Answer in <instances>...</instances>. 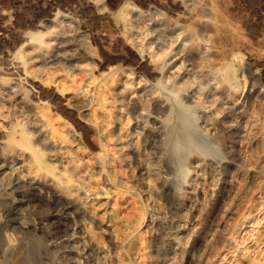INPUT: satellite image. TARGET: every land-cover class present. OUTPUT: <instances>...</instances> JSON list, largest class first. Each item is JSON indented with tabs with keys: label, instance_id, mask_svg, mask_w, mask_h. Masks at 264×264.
I'll use <instances>...</instances> for the list:
<instances>
[{
	"label": "rangeland",
	"instance_id": "rangeland-1",
	"mask_svg": "<svg viewBox=\"0 0 264 264\" xmlns=\"http://www.w3.org/2000/svg\"><path fill=\"white\" fill-rule=\"evenodd\" d=\"M263 106L264 0H0V264H264ZM170 107L207 147L185 178Z\"/></svg>",
	"mask_w": 264,
	"mask_h": 264
},
{
	"label": "bare ground",
	"instance_id": "bare-ground-1",
	"mask_svg": "<svg viewBox=\"0 0 264 264\" xmlns=\"http://www.w3.org/2000/svg\"><path fill=\"white\" fill-rule=\"evenodd\" d=\"M220 5V4H219ZM197 7V6H196ZM200 8V7H199ZM250 8V7H249ZM194 10V8H193ZM192 12V11H191ZM229 12V11H228ZM186 13V12H185ZM188 14V13H187ZM196 14V12L194 13ZM193 14V15H194ZM202 14V13H201ZM127 15V14H126ZM189 15V14H188ZM202 16V15H201ZM225 16V15H224ZM211 17V16H210ZM182 19V18H181ZM124 21H126L124 18H123ZM95 23V22H94ZM101 26V25H100ZM231 26V25H230ZM232 28V27H231ZM191 29V28H190ZM191 32V31H190ZM231 32V31H230ZM192 33V32H191ZM104 34V33H103ZM96 35V34H95ZM236 36V35H235ZM226 38V37H225ZM238 38V37H237ZM50 39V38H49ZM235 39V37H234ZM243 39V38H242ZM35 40L37 41V43L39 44V48L42 50H45V51H48L50 53L53 52V50L56 48V44H48V43H45L44 41H42L41 38L39 37H35ZM52 40V39H51ZM100 41V40H99ZM102 41V40H101ZM192 41V40H191ZM108 42V40H107ZM176 42V41H175ZM241 43V42H240ZM173 44V43H172ZM109 45V44H108ZM35 48V47H34ZM144 48V47H143ZM197 48V47H196ZM30 49V48H28ZM33 49V48H32ZM145 49V48H144ZM232 49V48H231ZM42 50V51H43ZM146 50V49H145ZM147 50H149L147 48ZM153 51V50H152ZM252 51V50H251ZM37 53V52H36ZM41 53V52H40ZM154 53V52H153ZM205 53V52H204ZM31 54V53H30ZM151 55V54H150ZM169 55L168 52H165L163 53L161 56L159 57H154L152 60H150L151 62V69L154 71V72H157L161 75H163L164 71H165V68L163 67V64H160L158 63L160 60H164V58H166L167 56ZM153 56V54L151 55ZM51 57V55H50ZM149 57V56H148ZM216 57V56H215ZM27 59V58H26ZM150 59V58H149ZM171 59V58H170ZM218 59V57H217ZM29 60V59H28ZM27 60V61H28ZM35 60V59H34ZM31 59V62L34 61ZM201 60V58H200ZM204 60V59H203ZM205 61V60H204ZM7 62V61H6ZM33 64V62L31 63ZM201 64V63H200ZM202 66L203 63H202ZM30 67V66H29ZM204 68V67H202ZM31 69V68H29ZM20 70V69H19ZM169 71V70H168ZM201 72V71H200ZM206 75V74H205ZM164 76V75H163ZM162 76V77H163ZM208 76V75H207ZM212 77V76H211ZM210 78V77H209ZM173 78H171L170 80H172ZM169 81V80H168ZM175 81V80H174ZM223 81L229 85V88L234 92H238V89H237V86L235 85V79L232 75H223ZM132 83V82H131ZM141 83V82H140ZM169 83V82H167ZM130 84V83H129ZM132 85V84H130ZM178 85V83H177ZM177 85H173L174 89L176 90V92H178L179 90L182 89L181 86H177ZM182 85V84H181ZM154 86V84H153ZM133 87V86H132ZM141 87V86H139ZM184 87V86H183ZM185 88V87H184ZM217 88V87H216ZM126 89V88H125ZM144 89V88H143ZM198 89V88H197ZM215 89V88H214ZM187 90V89H185ZM218 90V89H217ZM141 91V90H140ZM181 92V91H180ZM164 93V92H163ZM216 93V92H215ZM166 94V93H165ZM217 94V93H216ZM131 95V94H129ZM86 96V95H85ZM155 96V95H154ZM174 95H169L167 98L168 100H171L173 99ZM76 99V98H75ZM92 99V98H91ZM162 100V99H161ZM219 101V100H218ZM199 103V102H198ZM206 103V102H205ZM208 103V102H207ZM263 104V103H262ZM28 105V104H27ZM216 105V104H215ZM211 107V106H210ZM213 107V106H212ZM264 107V106H263ZM61 108V107H60ZM161 108V107H160ZM168 108V107H167ZM166 108V109H167ZM260 110V109H259ZM263 110V109H262ZM261 110V111H262ZM260 111V112H261ZM262 113V112H261ZM260 114V113H259ZM264 116V113L262 114ZM36 116V115H35ZM261 116V115H260ZM34 117V116H33ZM37 117V116H36ZM39 118V117H38ZM42 118V117H40ZM261 118V117H260ZM264 118V117H263ZM262 118V119H263ZM205 119V118H204ZM258 120V118H257ZM39 121V120H38ZM261 121V120H260ZM263 121V120H262ZM40 123V122H39ZM210 125V124H209ZM259 125L260 122H259ZM264 125V123H263ZM98 126V125H97ZM20 127V126H19ZM38 127V126H37ZM213 128V127H212ZM54 127H53V131H54ZM39 130L40 132H46V128L44 126H40L39 127ZM214 130V129H213ZM252 130V129H250ZM19 135H20V143H21V146L27 150H31L32 151V155L35 159V162L37 163L38 166H46V164L44 163V161L42 160V157L40 155V153L38 151H35L32 149V146H31V143L28 139V136H27V133L25 130L23 129H17ZM37 132V131H36ZM253 132V131H252ZM50 133V132H49ZM48 133V134H49ZM256 133V132H255ZM56 134V133H55ZM121 134V133H120ZM125 134V133H124ZM222 134V133H221ZM254 134V133H252ZM3 135V134H2ZM50 136V135H49ZM60 136V135H58ZM73 136V135H72ZM164 139H165V144H166V153H167V156L170 160V163H171V166H172V171L174 172V176L177 175V174H183L184 178L186 177L185 176V161L189 158H192V156L194 154H203L205 151H206V145L205 143L203 142V140L198 136V134L194 131V128H193V125H192V120H191V116L190 114L184 110V109H181V108H175V107H170V112H169V115L166 119V126H165V133H164ZM257 137V135H255ZM46 137V136H45ZM56 137V136H55ZM224 137V136H223ZM228 137V136H226ZM199 140H198V139ZM258 138V137H257ZM251 139V138H250ZM261 139V137H260ZM58 140V139H57ZM62 140H65V139H62ZM72 140V139H71ZM120 140V139H119ZM253 140V138H252ZM251 140V142H252ZM257 141V140H256ZM259 142V141H258ZM48 143L49 147H55V145L57 144L56 141H53V142H46ZM122 143V142H121ZM250 144V143H249ZM44 145V143H43ZM120 146V145H119ZM48 147V146H47ZM59 147V146H58ZM64 148V147H63ZM66 149V148H65ZM121 149V148H120ZM123 149V148H122ZM58 151V150H57ZM164 151V150H163ZM67 152V151H66ZM67 154V153H66ZM124 154V153H123ZM255 158V157H254ZM251 159V157H250ZM248 159V160H250ZM259 159V157H258ZM257 159V160H258ZM67 160V159H66ZM73 160V159H72ZM144 160V159H143ZM195 160V159H194ZM253 160V159H252ZM74 161V160H73ZM254 161V160H253ZM76 162V161H74ZM145 162V161H144ZM143 162V163H144ZM193 162V161H192ZM68 163V162H67ZM70 163V162H69ZM78 163V162H77ZM142 163V164H143ZM246 163V161H245ZM248 163V162H247ZM76 164V163H75ZM255 164V163H254ZM68 165V164H67ZM77 165V164H76ZM81 165V164H80ZM104 165V164H103ZM63 166V165H62ZM70 167V166H69ZM83 167V166H82ZM104 167V166H103ZM30 168V167H29ZM72 168V167H71ZM69 168V169H71ZM81 169V168H80ZM147 169V168H146ZM144 168V170H146ZM11 170H14V169H11ZM29 170V169H28ZM32 170V169H31ZM11 172V171H10ZM13 172V171H12ZM147 172V171H146ZM151 172V171H150ZM24 173V172H23ZM78 173V172H77ZM8 174V173H7ZM22 174V173H21ZM152 174V173H150ZM9 175V174H8ZM20 175V174H19ZM76 175V174H75ZM17 176V175H16ZM36 176V175H34ZM10 177V176H9ZM22 177H24L22 175ZM20 177V178H22ZM40 177V176H39ZM16 178V177H15ZM18 178V177H17ZM16 178V180H17ZM25 178V177H24ZM29 178V177H28ZM9 179V178H8ZM23 179V178H22ZM32 179V178H31ZM27 180V179H26ZM46 180V179H45ZM29 181V180H28ZM180 183H182V181L180 180L179 181ZM51 183V182H50ZM31 185V184H30ZM33 185V184H32ZM38 185V184H37ZM58 186V185H57ZM49 187V186H48ZM152 188V187H151ZM52 189V188H50ZM60 191L63 192V193H69L70 192V183L69 182H65L64 185H61L59 187ZM185 190L184 189V186L183 184H178V186L176 187V192H179L180 190ZM98 191V190H97ZM57 192V191H56ZM104 192V191H103ZM58 193V192H57ZM238 193V192H237ZM86 194V193H85ZM96 194V193H95ZM91 195V194H90ZM89 195V196H90ZM185 195V194H184ZM67 196V195H66ZM70 196V195H69ZM72 196V195H71ZM74 196V195H73ZM77 198V197H76ZM86 199V198H85ZM91 199V198H90ZM105 199V198H104ZM185 199V198H184ZM183 200V198H182ZM87 201V199H86ZM103 201V200H102ZM82 202V201H81ZM85 202V201H84ZM89 202V201H88ZM104 202V201H103ZM84 204V203H83ZM96 204H97V201H96ZM94 204V205H96ZM85 205V204H84ZM263 207V205H262ZM92 208V207H91ZM261 208V206H260ZM82 209H85V208H82ZM262 209V208H261ZM107 210V209H106ZM95 211V210H94ZM262 211V210H261ZM103 212V211H102ZM105 212V211H104ZM95 213V212H94ZM92 213V214H94ZM101 213V211H100ZM261 213V212H260ZM259 213V214H260ZM106 214V213H105ZM252 214V213H251ZM106 216V215H105ZM104 217V216H103ZM248 217V215H247ZM254 217V215L252 216ZM251 218V217H250ZM253 219V218H252ZM255 219V218H254ZM243 220V219H242ZM249 220V219H248ZM180 221V220H178ZM254 222V220H252ZM260 221V220H259ZM250 222V221H249ZM178 225V224H177ZM252 225V224H251ZM248 226V225H247ZM262 226V225H261ZM177 227V226H176ZM251 227V226H250ZM257 227V226H256ZM260 227V226H259ZM126 228V227H125ZM124 228V229H125ZM180 228V226H179ZM201 228V227H200ZM245 228V227H244ZM261 228V227H260ZM127 229V228H126ZM125 229V230H126ZM192 230H195V226H192L191 227ZM255 229V228H254ZM257 229V228H256ZM237 230V229H236ZM264 230V229H263ZM120 231V230H119ZM251 232V231H250ZM173 233V232H172ZM177 233V232H176ZM181 233V232H180ZM239 233V232H238ZM125 234V233H124ZM179 234V233H178ZM260 234V233H259ZM121 236V235H120ZM178 236V235H177ZM260 236V235H259ZM175 237V236H174ZM237 238V236H236ZM65 239V238H64ZM68 239V238H67ZM128 239V238H126ZM74 240V239H73ZM177 240V239H176ZM182 240V239H181ZM10 241V240H9ZM180 241V240H179ZM6 242V241H5ZM69 242V241H68ZM250 242V241H249ZM176 243V242H175ZM3 245L5 243H2ZM253 244V243H252ZM180 245V244H179ZM241 245V244H240ZM236 246V245H235ZM252 247V246H251ZM249 248V247H248ZM247 250V249H246ZM229 251V250H227ZM240 251V250H239ZM248 251V250H247ZM223 253V252H222ZM240 253V252H239ZM99 254V253H98ZM97 254V255H98ZM182 254V253H180ZM249 254V253H248ZM246 254V255H248ZM262 254V253H261ZM23 255V254H22ZM94 255V254H93ZM96 255V254H95ZM185 254L183 253V256ZM221 255V254H220ZM13 256V255H12ZM229 256V255H228ZM220 257V256H219ZM231 257V256H230ZM247 257H251V256H247ZM263 257V256H262ZM22 258V257H21ZM184 258V257H183ZM228 258V257H227ZM256 258V257H255ZM96 259V258H95ZM220 259V258H219ZM230 259V258H229ZM217 260V259H216ZM216 260L214 262H216ZM223 260V259H222ZM235 260V259H234ZM233 260V261H234ZM261 260V259H259ZM218 261V260H217ZM225 261V260H224ZM227 261V260H226ZM23 261H21L22 263ZM25 262V261H24ZM229 262V261H228ZM235 262V261H234ZM20 263V264H21ZM213 263V262H212ZM217 263V262H216ZM219 264V263H218Z\"/></svg>",
	"mask_w": 264,
	"mask_h": 264
}]
</instances>
